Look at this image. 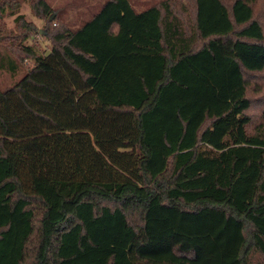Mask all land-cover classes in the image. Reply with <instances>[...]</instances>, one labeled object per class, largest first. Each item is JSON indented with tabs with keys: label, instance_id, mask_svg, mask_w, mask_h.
<instances>
[{
	"label": "trees",
	"instance_id": "16d2710c",
	"mask_svg": "<svg viewBox=\"0 0 264 264\" xmlns=\"http://www.w3.org/2000/svg\"><path fill=\"white\" fill-rule=\"evenodd\" d=\"M186 1L108 0L23 47L0 264H264V29L255 0Z\"/></svg>",
	"mask_w": 264,
	"mask_h": 264
},
{
	"label": "rangeland",
	"instance_id": "374dc122",
	"mask_svg": "<svg viewBox=\"0 0 264 264\" xmlns=\"http://www.w3.org/2000/svg\"><path fill=\"white\" fill-rule=\"evenodd\" d=\"M51 8V15L40 17L35 11L39 0H0V64L7 67L13 57L18 64V72L13 74L9 68L0 69V87L5 90L19 82L25 73L33 67L23 47L35 46L42 53L49 54L52 48L49 33L52 34L64 25L78 29L90 20L108 0H44ZM136 11L168 0H130ZM179 3L186 0H172ZM232 4L234 0H223ZM253 8L256 17L264 29V0H255ZM50 16H54L50 21ZM258 257H252L257 264Z\"/></svg>",
	"mask_w": 264,
	"mask_h": 264
},
{
	"label": "water",
	"instance_id": "95a60500",
	"mask_svg": "<svg viewBox=\"0 0 264 264\" xmlns=\"http://www.w3.org/2000/svg\"><path fill=\"white\" fill-rule=\"evenodd\" d=\"M53 18H54V16L50 17V21H52V20H53Z\"/></svg>",
	"mask_w": 264,
	"mask_h": 264
}]
</instances>
